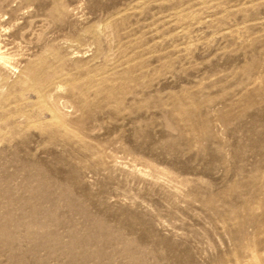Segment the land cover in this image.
I'll return each mask as SVG.
<instances>
[{
  "label": "rangeland",
  "instance_id": "1",
  "mask_svg": "<svg viewBox=\"0 0 264 264\" xmlns=\"http://www.w3.org/2000/svg\"><path fill=\"white\" fill-rule=\"evenodd\" d=\"M0 264H264V0H0Z\"/></svg>",
  "mask_w": 264,
  "mask_h": 264
},
{
  "label": "bare ground",
  "instance_id": "2",
  "mask_svg": "<svg viewBox=\"0 0 264 264\" xmlns=\"http://www.w3.org/2000/svg\"><path fill=\"white\" fill-rule=\"evenodd\" d=\"M3 56H4V55H3ZM3 56H2V54L0 53V61H4V60H5V59H4L5 57H3Z\"/></svg>",
  "mask_w": 264,
  "mask_h": 264
}]
</instances>
